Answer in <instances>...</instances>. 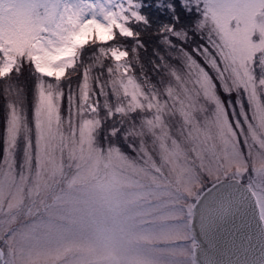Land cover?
<instances>
[{"label": "snow or ice", "instance_id": "obj_1", "mask_svg": "<svg viewBox=\"0 0 264 264\" xmlns=\"http://www.w3.org/2000/svg\"><path fill=\"white\" fill-rule=\"evenodd\" d=\"M0 264H264V0H0Z\"/></svg>", "mask_w": 264, "mask_h": 264}]
</instances>
